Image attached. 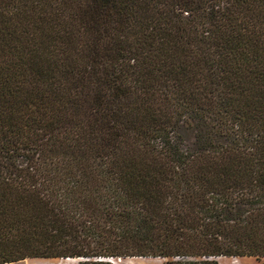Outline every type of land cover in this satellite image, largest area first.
Here are the masks:
<instances>
[{"label": "trees", "instance_id": "trees-1", "mask_svg": "<svg viewBox=\"0 0 264 264\" xmlns=\"http://www.w3.org/2000/svg\"><path fill=\"white\" fill-rule=\"evenodd\" d=\"M224 257L264 259V0H0V264Z\"/></svg>", "mask_w": 264, "mask_h": 264}, {"label": "rangeland", "instance_id": "rangeland-1", "mask_svg": "<svg viewBox=\"0 0 264 264\" xmlns=\"http://www.w3.org/2000/svg\"><path fill=\"white\" fill-rule=\"evenodd\" d=\"M66 259H27L12 264H81L85 260H66ZM71 261V262H70ZM167 260L159 258H131L113 261V264H166ZM219 264H264V259L255 258H219Z\"/></svg>", "mask_w": 264, "mask_h": 264}, {"label": "bare ground", "instance_id": "bare-ground-1", "mask_svg": "<svg viewBox=\"0 0 264 264\" xmlns=\"http://www.w3.org/2000/svg\"><path fill=\"white\" fill-rule=\"evenodd\" d=\"M66 260L68 261V260H74V259H66ZM66 260H65V261H66ZM70 262H71V261H70ZM111 262H112V261H111Z\"/></svg>", "mask_w": 264, "mask_h": 264}, {"label": "water", "instance_id": "water-1", "mask_svg": "<svg viewBox=\"0 0 264 264\" xmlns=\"http://www.w3.org/2000/svg\"><path fill=\"white\" fill-rule=\"evenodd\" d=\"M119 261H121V259H118ZM111 262V261H110Z\"/></svg>", "mask_w": 264, "mask_h": 264}]
</instances>
